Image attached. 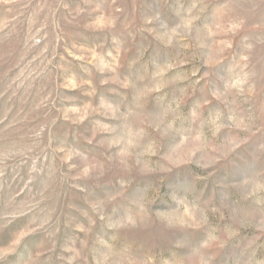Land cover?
Here are the masks:
<instances>
[{
    "label": "rangeland",
    "instance_id": "rangeland-1",
    "mask_svg": "<svg viewBox=\"0 0 264 264\" xmlns=\"http://www.w3.org/2000/svg\"><path fill=\"white\" fill-rule=\"evenodd\" d=\"M0 264H264V0H0Z\"/></svg>",
    "mask_w": 264,
    "mask_h": 264
}]
</instances>
